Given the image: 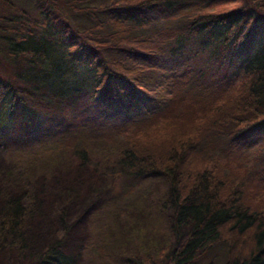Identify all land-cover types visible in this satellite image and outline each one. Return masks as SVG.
Returning <instances> with one entry per match:
<instances>
[{
  "label": "trees",
  "instance_id": "1",
  "mask_svg": "<svg viewBox=\"0 0 264 264\" xmlns=\"http://www.w3.org/2000/svg\"><path fill=\"white\" fill-rule=\"evenodd\" d=\"M0 67L1 125L13 124V80L45 91L44 108L19 100L24 118L83 90L137 115L104 129L128 142L106 170L128 191L148 174L168 181L159 204L177 249L132 264H264V0H0ZM51 145L41 149L91 162L81 136ZM25 197L1 199L0 250L78 264L65 239L24 256L30 220L46 212Z\"/></svg>",
  "mask_w": 264,
  "mask_h": 264
},
{
  "label": "rangeland",
  "instance_id": "2",
  "mask_svg": "<svg viewBox=\"0 0 264 264\" xmlns=\"http://www.w3.org/2000/svg\"><path fill=\"white\" fill-rule=\"evenodd\" d=\"M27 10L35 14L32 3ZM12 83L17 92L13 124H0V204L8 193L27 195L26 201L36 196L46 211L30 220L24 256L43 252L56 239H65L63 248L78 264H132L137 254L160 258L163 252L176 250L172 210L159 204L166 203L168 181L162 175L148 174L137 178L128 191L106 170L128 148V142L122 134L106 138L104 129L123 125L137 115L126 107L111 108L83 90L62 100L54 96L46 114L39 116L38 111V117L24 118L19 100L28 108H44L39 96L45 91L40 88L36 93L22 82ZM4 84L0 73V90ZM67 136L85 139L91 162L81 161L71 148L41 149ZM131 236L136 240L128 241ZM98 246L103 247L104 257L96 254ZM0 264L33 263L8 246L0 250Z\"/></svg>",
  "mask_w": 264,
  "mask_h": 264
}]
</instances>
